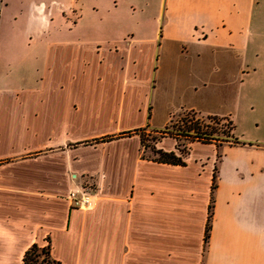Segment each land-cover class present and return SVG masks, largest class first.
I'll list each match as a JSON object with an SVG mask.
<instances>
[{
	"label": "crops",
	"instance_id": "crops-1",
	"mask_svg": "<svg viewBox=\"0 0 264 264\" xmlns=\"http://www.w3.org/2000/svg\"><path fill=\"white\" fill-rule=\"evenodd\" d=\"M139 1L27 0V35L49 43L40 77L0 89V264H24L49 244L61 264H264V151L225 145L218 167L217 147L194 142L186 166H173L144 157L136 134L170 124H153L161 89L206 99L221 53L247 61L264 0H154V24ZM87 20L106 37L59 38ZM174 57L194 61L191 77L162 76ZM158 149L181 155L172 138ZM84 192L97 199L92 211L72 204Z\"/></svg>",
	"mask_w": 264,
	"mask_h": 264
},
{
	"label": "rangeland",
	"instance_id": "rangeland-1",
	"mask_svg": "<svg viewBox=\"0 0 264 264\" xmlns=\"http://www.w3.org/2000/svg\"><path fill=\"white\" fill-rule=\"evenodd\" d=\"M62 2L66 8L69 6V0H62ZM136 6L139 14L141 11H145L151 20L150 23L154 24V19L159 10L158 4L154 0H140ZM28 8L27 0H0V89L8 87L11 91L16 90L22 79H34L35 76L40 77L43 74L47 59L45 45L49 42L47 39L41 42L40 36L30 40V36L27 35L30 28ZM119 9L123 14L130 12L127 5H120ZM62 21H57L53 27L64 26ZM91 22V20H87L85 26L71 34V37L61 35L59 38L74 37L88 41L105 38L106 36L102 37L101 34H97L91 29L89 26ZM259 27L260 29L253 36L252 46L245 63L243 59L227 58L225 53H221L220 71L218 74L216 72L213 74L216 80L220 79V83L214 85V91L207 94L206 99L193 94L182 96L173 87L167 93L164 89L159 91L154 104L153 124L157 128H164L168 123L170 124L160 131L147 130L142 133L145 141V147H142L145 157L152 158L153 154L149 148L154 146L158 149L160 143L170 138L176 140L177 144L181 146L185 157L189 153L191 139L177 136L181 133L180 131L186 130L190 121H193L190 111L181 110L180 103L182 101L188 105L199 106V104H203L205 112L230 118L236 127L235 138L246 144L240 147H252L264 151V29L261 28V25ZM196 66L193 60L185 65H180L177 63V57H174V63L169 64L167 69L166 65L163 64L162 76L168 74L173 79H187L191 77L192 70ZM204 67L205 70L209 69L207 64ZM243 69L247 73L243 74ZM166 71L168 73H165ZM242 82L244 83L242 84ZM171 113H174L175 116L170 122L169 114ZM194 122L209 124L206 121V116L202 115L195 116ZM219 129L214 135L215 137L221 141H233L231 137H228V133H230L228 126L219 127ZM191 135L193 136V133ZM203 152L205 155L209 154V150ZM221 152L224 154L222 150ZM217 163L218 160L216 159ZM217 165L220 167L221 162L219 161Z\"/></svg>",
	"mask_w": 264,
	"mask_h": 264
},
{
	"label": "trees",
	"instance_id": "trees-1",
	"mask_svg": "<svg viewBox=\"0 0 264 264\" xmlns=\"http://www.w3.org/2000/svg\"><path fill=\"white\" fill-rule=\"evenodd\" d=\"M193 117V121H190V123L187 124L186 130L183 129V131H180L181 133L177 135L178 137L184 136L186 139H191L190 143L194 142H200L202 144L206 145H215L217 147L218 153H217V160L221 162L223 159V154L221 153V149L225 145H229L232 147L237 146H245V143H241L238 139L235 138V124L234 122L228 118V117H218V116H206V121L209 122V124H202L201 122H194V117L197 115H200L196 113L195 111H190ZM175 116V115H174ZM204 121V119H203ZM212 124V125H211ZM228 126V129H230V133H228V137H231L233 141H226V140H220L214 135L217 134V131L220 130L219 127H226ZM146 130H141L138 133L141 136L142 140V147H145V141L143 132ZM193 133V136L191 135ZM169 134V133H167ZM187 134V135H184ZM132 133H124L122 134V137L131 136ZM171 136V135H170ZM113 137L106 138L105 140L111 141ZM175 139H178L175 137ZM153 154L151 159L154 162L161 163V164H168L173 166H186V163L184 162V151L181 149V146L177 144V149L180 152V156L176 153H167L163 150L157 149L156 147H150L149 148ZM187 154V153H186ZM189 154V153H188ZM187 154V155H188ZM145 157V156H144ZM218 167L216 166L214 169V175H213V185H212V194H211V201L208 211V220L206 225V231H205V251L207 252L208 246L210 244L211 236H212V230H213V222L215 217V194L218 189ZM24 264H61L60 262L56 261L51 254V245H47L46 247H39L38 245H34L31 247L24 256Z\"/></svg>",
	"mask_w": 264,
	"mask_h": 264
},
{
	"label": "built area",
	"instance_id": "built-area-1",
	"mask_svg": "<svg viewBox=\"0 0 264 264\" xmlns=\"http://www.w3.org/2000/svg\"><path fill=\"white\" fill-rule=\"evenodd\" d=\"M71 201L74 207L86 212L94 210L97 204L96 197L87 192L71 197Z\"/></svg>",
	"mask_w": 264,
	"mask_h": 264
}]
</instances>
